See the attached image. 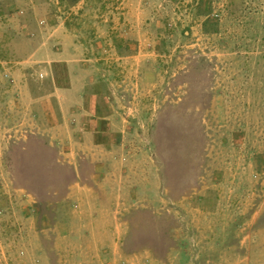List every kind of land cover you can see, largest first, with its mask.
I'll return each mask as SVG.
<instances>
[{
	"label": "rangeland",
	"instance_id": "obj_1",
	"mask_svg": "<svg viewBox=\"0 0 264 264\" xmlns=\"http://www.w3.org/2000/svg\"><path fill=\"white\" fill-rule=\"evenodd\" d=\"M0 264H264V0H0Z\"/></svg>",
	"mask_w": 264,
	"mask_h": 264
},
{
	"label": "crops",
	"instance_id": "obj_2",
	"mask_svg": "<svg viewBox=\"0 0 264 264\" xmlns=\"http://www.w3.org/2000/svg\"><path fill=\"white\" fill-rule=\"evenodd\" d=\"M98 104V103H97ZM98 107V105H97ZM78 114H80V110H78ZM100 120L104 121L106 123V125L110 126L111 125V121L114 120L115 118V114H113L111 112V114L107 115V116H98ZM74 120H76V118H74ZM77 125V124H76ZM75 125V126H76ZM85 129V127H84ZM106 144L104 143H99V144H95L93 145V150L96 151H101L100 155H102V158H99L100 161L104 162V170H103V174L99 175L96 179H94L93 183H87V182H82L80 180V175H78V177L76 178L75 182L70 186V194L73 197H77L80 200L83 199L86 196H92L95 198H99L100 196H102L104 189L103 187L106 185V182L114 180V181H118L119 179L121 180L120 175H118V173H112L109 168H110V164L114 163V160L117 159L118 157V151L121 150L123 147V143L121 141V137L117 136V142H113L112 144H109L108 146L105 147ZM77 152V153H75ZM73 152L72 154H69L68 158L69 161L71 163H74L75 165L78 163V156H79V152L78 150ZM94 155V154H93ZM100 157V156H99ZM109 164V165H108ZM108 165V166H107ZM117 188V187H116Z\"/></svg>",
	"mask_w": 264,
	"mask_h": 264
}]
</instances>
